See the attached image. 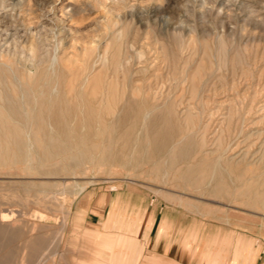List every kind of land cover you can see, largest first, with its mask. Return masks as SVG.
Returning <instances> with one entry per match:
<instances>
[{
    "label": "rangeland",
    "instance_id": "obj_1",
    "mask_svg": "<svg viewBox=\"0 0 264 264\" xmlns=\"http://www.w3.org/2000/svg\"><path fill=\"white\" fill-rule=\"evenodd\" d=\"M0 63L70 142L1 166L0 204L27 222L8 264H122L149 206L201 263L260 257L264 0H0Z\"/></svg>",
    "mask_w": 264,
    "mask_h": 264
},
{
    "label": "bare ground",
    "instance_id": "obj_2",
    "mask_svg": "<svg viewBox=\"0 0 264 264\" xmlns=\"http://www.w3.org/2000/svg\"><path fill=\"white\" fill-rule=\"evenodd\" d=\"M55 62L54 59L52 63L55 64ZM11 66V64L0 63V168L1 166L9 167L10 164L18 160L31 161L33 159L31 151L34 145L44 152L45 159H52L54 152L66 150L70 144L66 138L67 125L64 123L57 126V129H60L61 136L63 135L62 138L56 139L51 135H46L49 126L45 122L46 118L52 119L55 116L53 113L57 111L60 112L58 116H62V109L57 110L53 103L43 105L46 100H41V97L38 98L34 89L25 85H16L14 81L18 79V75ZM59 96L61 95L59 94ZM53 127L51 125V131L54 129ZM38 133L44 134L45 138H38L36 136ZM32 134H34V137H32ZM17 225L27 226L23 215L13 217L10 210L3 208L0 204V233L6 235L4 241L0 239V247L3 248L1 249L0 264H8L9 260L12 259L14 253L11 247L12 229ZM35 228L36 226L33 225L30 230L33 232ZM26 250L27 246L23 248V258L28 255Z\"/></svg>",
    "mask_w": 264,
    "mask_h": 264
},
{
    "label": "crops",
    "instance_id": "obj_3",
    "mask_svg": "<svg viewBox=\"0 0 264 264\" xmlns=\"http://www.w3.org/2000/svg\"><path fill=\"white\" fill-rule=\"evenodd\" d=\"M124 202L121 195L115 206L123 209ZM108 207L109 205H106L105 212L110 211ZM134 208L136 209V206H133L132 210ZM109 214L110 212L107 220ZM105 225L108 227L109 224ZM135 231L136 250L131 256H122V264H204L196 258V246L192 241H188L187 225L177 224L168 218L162 219L158 211L151 209L150 206L144 211L142 223L138 224V229ZM211 253V264H233L228 254L227 258L223 257L224 260L221 261L220 250L212 248ZM262 254L264 251L260 253L254 264H264Z\"/></svg>",
    "mask_w": 264,
    "mask_h": 264
}]
</instances>
